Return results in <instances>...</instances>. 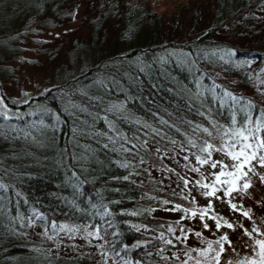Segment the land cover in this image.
Listing matches in <instances>:
<instances>
[{
	"label": "trees",
	"instance_id": "1",
	"mask_svg": "<svg viewBox=\"0 0 264 264\" xmlns=\"http://www.w3.org/2000/svg\"><path fill=\"white\" fill-rule=\"evenodd\" d=\"M77 1L0 0V100L11 110L0 108V264H219L225 238L192 247L187 224L160 210L225 219L160 174L168 155L225 154L224 167L242 155L233 169L246 171L264 136V44L224 35L245 20L246 36L261 35L264 0H205L209 25L183 39L165 35L164 7L193 15L202 0H100L91 37L75 43L77 69L11 100L1 79L4 57L20 55L18 20L53 26ZM63 232L87 250L58 248Z\"/></svg>",
	"mask_w": 264,
	"mask_h": 264
},
{
	"label": "rangeland",
	"instance_id": "2",
	"mask_svg": "<svg viewBox=\"0 0 264 264\" xmlns=\"http://www.w3.org/2000/svg\"><path fill=\"white\" fill-rule=\"evenodd\" d=\"M99 1L78 0L70 7L71 10L74 8V14L64 20H55L53 26L38 17L32 19L31 26H28L30 20L27 17L18 20L17 26L22 27L21 38L16 41L20 55L15 57L7 54L4 57L3 63L9 66L11 73L3 75L1 79L3 90L11 100L24 101L31 94L62 80L67 71L77 69L83 59L73 52L75 43L91 37L90 22L99 12ZM202 2L201 8L193 15L192 12H180L178 1L177 4L166 5L165 35L183 39L205 30L203 28L209 25L210 18L208 8H205L207 3L205 0ZM4 11L0 10V18ZM258 14L264 17V7ZM229 26L231 30L225 33L224 39L240 45L248 42L264 44V31L252 38L246 36V32H251V21H235ZM105 29L109 33L108 40L112 36L111 28L106 25ZM82 52L86 55L88 50L84 48ZM0 108L11 113L1 100ZM261 140V145L253 144V154L247 152L245 155L249 160V165L245 167L246 173L241 168L233 169L234 164L237 167L238 162L242 161V155L231 158L234 164L224 167L221 165L228 161L226 155L215 154L212 161L206 163L202 158L197 160L196 156L182 158L184 161L181 163L179 158L168 155L166 162L171 169L166 172L169 176L160 174L170 187L183 184L188 196L195 197L200 206L217 211L225 219V222H220L174 203H167L170 207L160 210L161 215L181 219L187 224L181 227V232L192 247H209L203 240L204 236L221 240L225 238L219 264H264V136ZM187 163L194 165L195 169ZM57 241L58 248H63V251H71L73 244L79 251L87 250L86 238L83 236H65L63 232Z\"/></svg>",
	"mask_w": 264,
	"mask_h": 264
}]
</instances>
